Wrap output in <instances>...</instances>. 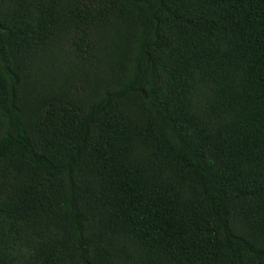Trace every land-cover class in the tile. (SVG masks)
I'll use <instances>...</instances> for the list:
<instances>
[{
  "label": "trees",
  "instance_id": "obj_1",
  "mask_svg": "<svg viewBox=\"0 0 264 264\" xmlns=\"http://www.w3.org/2000/svg\"><path fill=\"white\" fill-rule=\"evenodd\" d=\"M0 264H264V0H0Z\"/></svg>",
  "mask_w": 264,
  "mask_h": 264
}]
</instances>
